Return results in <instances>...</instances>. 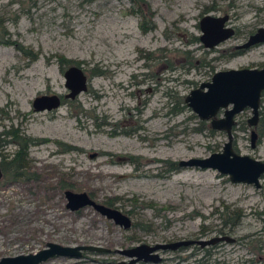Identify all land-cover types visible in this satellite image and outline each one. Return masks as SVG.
I'll use <instances>...</instances> for the list:
<instances>
[{"label":"rangeland","instance_id":"rangeland-1","mask_svg":"<svg viewBox=\"0 0 264 264\" xmlns=\"http://www.w3.org/2000/svg\"><path fill=\"white\" fill-rule=\"evenodd\" d=\"M143 5L154 12L149 32L131 12L132 0H0L8 38L30 52L25 56L17 45L0 43V132L13 126L26 137L49 140L29 150L27 172L35 175L27 177L34 179L0 181V260L56 243L109 253L44 264H120L129 259L118 251L138 245L228 236L235 242L161 253L160 264H264V177L257 189L233 184L213 170L168 172L165 164L222 152L226 133L211 134L210 122L202 126L179 99L185 102L217 72L264 67V45L231 55L264 27V0H144ZM206 14H229L228 24L236 29L212 50L201 41L190 43L200 36ZM185 52L198 59L196 68L187 65ZM149 53L155 60H147ZM59 56L82 62L89 77L88 91L75 101L65 98L69 91ZM201 58L209 65H201ZM96 68L105 75L91 76ZM46 94L73 107L34 112L33 101ZM251 116V110L237 116L234 149L264 161V138L253 149L245 127ZM6 150L13 155L17 148ZM67 190L86 192L103 204L118 199V209L132 212V228L117 226L93 208L70 211ZM146 203L153 207L142 206ZM236 215L242 216L239 226L224 230V220Z\"/></svg>","mask_w":264,"mask_h":264},{"label":"water","instance_id":"water-1","mask_svg":"<svg viewBox=\"0 0 264 264\" xmlns=\"http://www.w3.org/2000/svg\"><path fill=\"white\" fill-rule=\"evenodd\" d=\"M229 14L216 16L204 15L199 23L201 34L199 39L207 50H212L222 43L233 38L236 29L229 25ZM264 45V27L258 28L248 40L239 46L237 50H249L256 46ZM66 88L69 93L66 99L75 100L89 89L88 76L83 66H71L65 73ZM264 93V67L243 68L220 71L214 74L210 82L201 84L193 90L185 99L186 105L203 122H210L215 131H223L227 135V142L220 153H213L207 158H192L178 162L181 169L213 170L223 176H228L233 184L253 185L262 187L261 180L264 177V161L250 156L238 154L234 149V127L236 117L245 110L252 111L249 120L251 126H256L262 106ZM62 106L59 95H44L35 98L33 108L35 112H52ZM223 111L222 117H220ZM258 134L253 131L251 135L252 148L257 146ZM3 177L0 166V180ZM67 208L72 212H78L86 208H93L97 213L112 221L117 226L129 230L133 223L130 216L115 207H108L97 202L86 192L76 193L71 190L65 192ZM234 243L235 239L228 236L214 237L209 240H181L178 242L156 245L142 244L126 250L118 251L119 254L129 259V262L121 264L153 263L160 264L163 260L161 253L176 252L182 248L199 246L207 248L219 243ZM109 253V250L95 246H62L56 243H48L43 250L29 255L5 257L0 264H44L51 259L63 257L69 259H81L85 253Z\"/></svg>","mask_w":264,"mask_h":264},{"label":"trees","instance_id":"trees-1","mask_svg":"<svg viewBox=\"0 0 264 264\" xmlns=\"http://www.w3.org/2000/svg\"><path fill=\"white\" fill-rule=\"evenodd\" d=\"M132 2L134 3V8L131 10V12L139 14L141 17V21H140V28L142 29L143 32H149L151 30H153L155 28V24L152 21L154 12L151 10V8L149 6H146L147 8L144 7V0H132ZM9 32L7 30V28L3 25V21L0 20V36L2 38V40L0 41L1 44L4 45H17V48L23 52V54L25 56H29L30 52L27 50H25L23 47H21L18 43H15L13 41H11V39L8 38ZM199 43L200 39L199 36H192V39L190 40V43ZM243 51H237L234 50L231 55L235 56L238 54H241ZM186 56V61H187V65H189L192 68H196V61L198 59L195 58V56L192 55L191 52H185L184 53ZM33 59H35V56H32ZM147 60H155L154 54L149 53L146 56ZM201 62V65L204 66H208L209 64H207L205 62V60H203V58H201V60H199ZM169 62V67L171 70H173L175 68L173 62L171 60L168 61ZM58 63H59V67L62 73H65V71L71 67V66H78L81 67L82 66V62H78V61H74V60H70V59H66L63 56H59L58 57ZM103 76L105 75V72L99 68H96L94 70L91 71V76ZM154 77V75H153ZM181 102V104H185V102L179 99V103ZM68 103L71 107H73V102L71 101H67L64 100L63 104ZM185 107V105H184ZM177 108V107H176ZM176 108L173 109V113L177 115V111L175 110ZM80 109V108H79ZM82 110V109H80ZM183 109H180V111ZM179 111V112H180ZM264 114V112H263ZM202 126H206L205 122H201ZM209 130V132L211 134L214 133V130L212 128H207ZM197 131H202L200 129H197ZM6 134V137H4V135ZM8 137H11V142L13 141L14 143H16L19 146V150L15 155V158L10 161V162H6L5 161V147L6 144L8 143ZM264 138V126L262 127L261 131H260V139L259 142L261 141V139ZM49 140H36V139H32L30 137H26L25 135H21V133L17 130V131H10L8 133L6 132H0V159L1 161V169L3 171V179H2V184H6L8 182H12V181H17V180H22L24 178V176H27V170H28V162H27V158H28V149L31 146H35L41 143H45L48 142ZM67 147V146H66ZM68 150H72L73 148L71 147H67ZM165 164L168 166V172H174V171H178L180 168L178 167V163L176 162H172V161H166ZM1 181V180H0ZM62 190H66L70 187H68L67 185H62L60 187ZM92 195V194H91ZM93 197V195H92ZM117 200H109L108 202H105L104 204L108 207H116L117 204ZM142 206H144L145 208H152L153 204L151 203H146V204H142ZM132 212H129L128 214H131ZM242 219L241 215H236L234 218H226V220H224V230L227 227H230V230L233 231L234 229H236L239 224L240 221ZM136 226V224H135ZM224 230L221 229L220 235H223ZM260 249V248H259ZM207 252L209 253V251L207 250ZM198 264H206L203 261H199Z\"/></svg>","mask_w":264,"mask_h":264},{"label":"flooded vegetation","instance_id":"flooded-vegetation-1","mask_svg":"<svg viewBox=\"0 0 264 264\" xmlns=\"http://www.w3.org/2000/svg\"><path fill=\"white\" fill-rule=\"evenodd\" d=\"M254 33V32H253ZM259 46H261V45H259ZM235 50H237L236 48H235ZM237 51H246V50H237ZM263 68V67H262ZM87 74V73H86ZM88 76V75H87ZM88 81H89V77H88ZM47 95V94H46ZM48 95H52V94H48ZM263 96H264V93H263V95H262V98H263ZM61 97V96H60ZM61 99H62V97H61ZM77 99V98H76ZM75 99V100H76ZM68 100H71V99H68ZM75 100H71V101H75ZM62 104H63V99H62ZM262 107V106H261ZM32 108H33V103H32ZM34 112H35V110H34V108L32 109ZM246 111V110H245ZM244 111V112H245ZM44 112H46V111H44ZM252 112V111H251ZM263 112L264 111H261L260 110V114H259V119H258V121H257V124H256V126H251L250 124H249V120L252 118V116H251V118H249L248 120H247V125L245 126V127H247L248 128V130H250V134L252 135V132L253 131H255L257 134H258V139H257V143L259 142V139H260V131H261V129H262V127L264 126V114H263ZM21 116L22 117H26V114H21ZM237 118V117H236ZM11 118L9 117V114L7 113V112H5V115H4V120H6V121H8V120H10ZM12 127V128H11ZM9 129H7V130H4V132H6V133H8V132H10V131H17V130H19V129H17V128H13V126H11ZM235 127H236V125H235ZM235 127H234V131H235ZM215 131V130H214ZM4 137H6V134L4 135ZM8 143L6 144V147H5V151H4V153H5V161L6 162H10V161H12L14 158H15V155H16V153L18 152V150H19V146L16 144V143H14L13 141L11 142V137H8ZM256 143V144H257ZM10 145H14L16 148H17V150H16V152L13 154V155H10L9 153H7L6 151V149H7V147L8 146H10ZM32 148V146L28 149V156H29V150ZM28 159V158H27ZM1 159H0V164H1ZM28 162V161H27ZM1 166V165H0ZM28 169H29V163H28ZM2 173H3V171H2ZM27 173H31V172H27ZM32 175H35V174H33V173H31L30 174V176H32ZM3 176H4V174H3ZM29 176V177H30ZM29 177H25L24 176V178H27V179H34V178H29ZM2 179H3V177H2ZM1 179V180H2ZM115 208H117V207H115ZM82 211V210H81ZM78 212H80V211H78ZM192 247H196V246H192ZM199 247V246H198ZM214 247V246H213ZM191 248V247H190ZM209 248H212V247H209ZM183 249H186V248H182V249H180V250H183ZM179 251V250H178ZM162 262H163V260H162ZM122 263V262H121ZM120 263V264H121ZM141 263V262H140ZM139 264V263H138Z\"/></svg>","mask_w":264,"mask_h":264}]
</instances>
